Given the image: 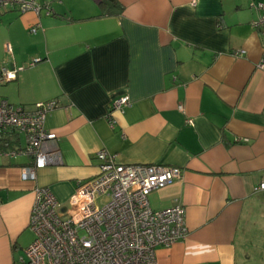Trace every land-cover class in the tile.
<instances>
[{
  "label": "crops",
  "instance_id": "0c3cea01",
  "mask_svg": "<svg viewBox=\"0 0 264 264\" xmlns=\"http://www.w3.org/2000/svg\"><path fill=\"white\" fill-rule=\"evenodd\" d=\"M34 1L39 12L0 7V68L16 71L0 99L26 109L55 100L44 126L61 157L23 179L33 164L24 134H0V264H26L34 189L66 204L98 173L100 150L122 164L181 168L148 196L155 210L181 205L188 230L156 248V264H253L264 220V34L250 3L264 0H115L119 14L103 0ZM122 96L127 104L111 110Z\"/></svg>",
  "mask_w": 264,
  "mask_h": 264
},
{
  "label": "built area",
  "instance_id": "2783aa9c",
  "mask_svg": "<svg viewBox=\"0 0 264 264\" xmlns=\"http://www.w3.org/2000/svg\"><path fill=\"white\" fill-rule=\"evenodd\" d=\"M17 4L20 12H39L34 0H0V7ZM257 11L252 22L264 34V2H251ZM35 32L36 28L32 27ZM9 51L10 46L7 44ZM240 55L243 50H235ZM39 61L33 59L31 65ZM264 71V54L257 63ZM16 71L0 68V82L14 80ZM127 96L114 100L111 110H120ZM55 100L39 102L32 109L0 99V134L13 128L24 134V152L33 164L21 177L34 180L36 169L58 164L60 154L46 142L56 133L44 126ZM181 108V107H179ZM187 122H191L187 119ZM98 173L78 181L66 204L60 203L47 187L34 189L28 227L34 234L26 247V264H156L155 251L186 237L185 210L181 205L155 210L148 196L181 175V168L164 164H122L105 150L96 152ZM259 190H264V182Z\"/></svg>",
  "mask_w": 264,
  "mask_h": 264
},
{
  "label": "rangeland",
  "instance_id": "374dc122",
  "mask_svg": "<svg viewBox=\"0 0 264 264\" xmlns=\"http://www.w3.org/2000/svg\"><path fill=\"white\" fill-rule=\"evenodd\" d=\"M257 226L253 232L258 235H254L253 244H250L249 251L252 253L253 264H264V220H257Z\"/></svg>",
  "mask_w": 264,
  "mask_h": 264
},
{
  "label": "trees",
  "instance_id": "16d2710c",
  "mask_svg": "<svg viewBox=\"0 0 264 264\" xmlns=\"http://www.w3.org/2000/svg\"><path fill=\"white\" fill-rule=\"evenodd\" d=\"M101 4L107 8L106 12L108 14H119L122 11V6L115 0H103Z\"/></svg>",
  "mask_w": 264,
  "mask_h": 264
}]
</instances>
